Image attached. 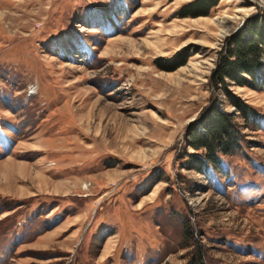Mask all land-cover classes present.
<instances>
[{
	"label": "rangeland",
	"instance_id": "1",
	"mask_svg": "<svg viewBox=\"0 0 264 264\" xmlns=\"http://www.w3.org/2000/svg\"><path fill=\"white\" fill-rule=\"evenodd\" d=\"M192 1L0 0V264H264V47L214 76L264 0ZM213 110L237 147L197 172Z\"/></svg>",
	"mask_w": 264,
	"mask_h": 264
},
{
	"label": "trees",
	"instance_id": "2",
	"mask_svg": "<svg viewBox=\"0 0 264 264\" xmlns=\"http://www.w3.org/2000/svg\"><path fill=\"white\" fill-rule=\"evenodd\" d=\"M218 0H194L180 10L189 13L203 12L206 14L208 10L217 4ZM180 12V13H181ZM256 38L253 41H241L236 38L231 42L235 49L219 60L214 70L215 79L223 81L225 78H231L238 85L257 87V82L249 83L241 75L246 74L250 78H255V69L260 63L262 48L264 47L263 30L257 26ZM231 103L241 113L242 117L250 120V115L244 103L236 97L231 98ZM256 125V124H255ZM202 128L195 127L188 134V144L195 151H202L201 157H192L194 168L197 172H201L207 165L214 166L219 169L218 165L221 161L217 152L222 155L232 154L233 148L237 147V139L232 125L231 118L224 112L213 110L212 113L201 123ZM200 255L196 257V262H200ZM201 263V262H200Z\"/></svg>",
	"mask_w": 264,
	"mask_h": 264
},
{
	"label": "crops",
	"instance_id": "3",
	"mask_svg": "<svg viewBox=\"0 0 264 264\" xmlns=\"http://www.w3.org/2000/svg\"><path fill=\"white\" fill-rule=\"evenodd\" d=\"M127 241V240H126ZM136 243V242H135ZM127 245L129 244L128 242L126 243ZM126 244H125V246H126ZM131 244V243H130ZM132 245V244H131ZM131 245H129V246H131ZM127 247V246H126Z\"/></svg>",
	"mask_w": 264,
	"mask_h": 264
}]
</instances>
